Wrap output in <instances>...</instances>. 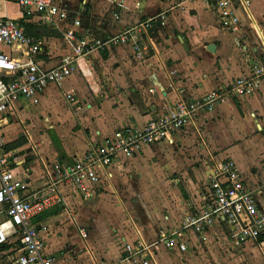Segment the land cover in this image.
<instances>
[{
  "label": "crops",
  "instance_id": "crops-1",
  "mask_svg": "<svg viewBox=\"0 0 264 264\" xmlns=\"http://www.w3.org/2000/svg\"><path fill=\"white\" fill-rule=\"evenodd\" d=\"M232 2L241 19L238 32L222 29L214 3L203 0H88L87 4L72 0L86 28L97 37L118 34L162 12L168 15L167 23L139 34L145 47L141 58L133 43L94 51L79 60L80 66L61 86L50 84L36 101L17 103L16 112L0 123V133L19 177L33 188L42 186L45 170L55 161L72 164L115 130L143 127L153 116L154 106L163 109L180 99L189 101L226 88L250 60L264 59V0ZM11 4L0 0L6 10ZM102 10L105 19L100 17ZM113 13L120 18L113 19ZM61 38V48L45 41L40 61L45 67H54L73 48ZM67 91H74L75 102L67 100ZM262 137L264 87L258 93L232 97L210 113L197 114L174 134L170 152L163 149L168 141L160 142L114 165L112 191L118 194L120 176L130 169L127 164L132 160L144 164L149 182L140 185L160 196L147 201L150 212L135 211L136 203L128 209L120 195L106 204L103 190L86 198L62 186L65 203L35 221L47 252L56 258L55 264H123L121 239L126 238L148 244L155 252L153 264H264L263 238L236 247L222 223L193 235L186 252L167 251L160 243L161 231L179 226L202 203L206 178L215 163L234 160L264 210V148L258 142ZM153 154L156 161L147 164ZM121 207L131 229L123 226ZM82 229L87 230V239Z\"/></svg>",
  "mask_w": 264,
  "mask_h": 264
},
{
  "label": "built area",
  "instance_id": "built-area-1",
  "mask_svg": "<svg viewBox=\"0 0 264 264\" xmlns=\"http://www.w3.org/2000/svg\"><path fill=\"white\" fill-rule=\"evenodd\" d=\"M16 3L25 14L21 19L0 15V123L16 112L22 99L35 100L48 85L61 86L86 55L121 43H133L141 58L145 47L139 34L148 33L167 23L166 12L159 13L135 27L118 34L95 36L86 28L85 19L72 0H4ZM87 4L88 0H81ZM216 8L222 29L238 32L241 19L232 0H203ZM113 19L120 18L113 13ZM37 22L58 31L73 48L58 64L47 68L40 63L45 52V38L28 33L25 23ZM82 69V68H81ZM264 87V59L250 60L245 71L226 88H217L192 100L180 99L171 107L152 108L153 116L143 127L125 126L114 131L106 141L91 145L72 164L55 161L46 169L45 183L37 188L19 177L5 153V137L0 133V263L55 264L46 250V241L35 221L47 210L65 203L62 186H69L90 198L113 184L114 165L127 161L146 147L173 142L199 113H210L232 97L260 92ZM75 102L74 91H67ZM207 191L202 203L194 207L172 229L161 231L160 243L167 251L186 252L193 235H200L217 224L227 227L229 241L236 247L264 239V210L257 192L248 188L237 163H215L207 175ZM81 235L87 239L88 232ZM123 264H153L155 252L145 242L121 239Z\"/></svg>",
  "mask_w": 264,
  "mask_h": 264
},
{
  "label": "rangeland",
  "instance_id": "rangeland-1",
  "mask_svg": "<svg viewBox=\"0 0 264 264\" xmlns=\"http://www.w3.org/2000/svg\"><path fill=\"white\" fill-rule=\"evenodd\" d=\"M7 8L8 9L6 10L3 6L1 7V5H0V15L1 14H4V15L7 14L10 18H13V19H20L25 15L24 11L16 3H12L11 5H8ZM104 13H105V10H102L103 16H100V17L103 19L106 18V15H104ZM89 16H90L89 21L88 20H86V21L90 24L93 21L91 19L93 16L92 13ZM29 18L34 19L33 15H30ZM44 34L47 38L45 41H46L48 46L50 45L49 44V42H50L52 45L55 43L54 45L56 47L58 46L61 48V44L64 42L61 38V35L57 31L49 30V28H48V30H46ZM94 35H96V34H94ZM255 138L260 139L258 136ZM258 142L261 143L260 148H264L263 147L264 146L263 145L264 137H262L261 140H258ZM258 142H256L254 144V148H256V149L258 147ZM168 144L170 146L167 145L163 149L165 151L170 152L171 145H173L175 143L168 142ZM154 161H156V159H155V156L153 154V156L147 162V164L152 165V164H154ZM127 165H129L128 167L130 169L127 170L126 172H124L123 174H121V176H120L121 184L118 187V189L116 190L118 192V194H116L115 191H112L113 186L112 187H109V186L106 187V189L103 190L104 192L102 191L103 193H105L104 194L105 195L104 196V199H105L104 202L106 204L114 203L120 195V197L124 198V200L126 201L125 204L128 203L129 206L126 204L128 209H129V207H130V209H132L133 205H135V203H136L137 208H136V206L133 207V209H135V211L143 208L145 213H146V211L150 212L151 210L148 207L147 201H150V199H152L154 202V200H156V199L158 200L160 196L157 192L154 195L152 193L151 189H148V188L145 189V187L142 188V186L140 185L141 183L144 184V182H146V181L149 182V180H147V175L142 170V167L144 166V164H142L141 162H138V161L133 162V160H132L131 163H129ZM130 175L132 177H130ZM122 183H123V185H122ZM118 184H119V182H118ZM115 188H117V185H115ZM119 214H121L123 216V220H124L123 226L125 225V227H127V229H131V227L128 224V220L126 219L128 214L126 213L125 209L124 208L122 209V207H121L119 209ZM110 226H112V225H110Z\"/></svg>",
  "mask_w": 264,
  "mask_h": 264
},
{
  "label": "trees",
  "instance_id": "trees-1",
  "mask_svg": "<svg viewBox=\"0 0 264 264\" xmlns=\"http://www.w3.org/2000/svg\"><path fill=\"white\" fill-rule=\"evenodd\" d=\"M25 16L28 19L30 17L29 14H25ZM25 25H26L28 33L31 35L37 36V37H44L45 31L48 30V28L46 26L33 25L32 23H25Z\"/></svg>",
  "mask_w": 264,
  "mask_h": 264
}]
</instances>
